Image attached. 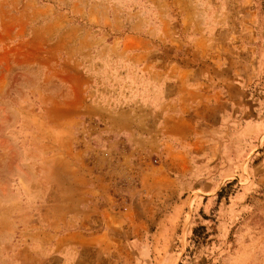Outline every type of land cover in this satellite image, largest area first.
I'll return each mask as SVG.
<instances>
[{
	"label": "rangeland",
	"instance_id": "rangeland-1",
	"mask_svg": "<svg viewBox=\"0 0 264 264\" xmlns=\"http://www.w3.org/2000/svg\"><path fill=\"white\" fill-rule=\"evenodd\" d=\"M0 264H264V0H0Z\"/></svg>",
	"mask_w": 264,
	"mask_h": 264
},
{
	"label": "crops",
	"instance_id": "crops-1",
	"mask_svg": "<svg viewBox=\"0 0 264 264\" xmlns=\"http://www.w3.org/2000/svg\"><path fill=\"white\" fill-rule=\"evenodd\" d=\"M94 197V196H93ZM92 198V197H91ZM93 202H95V198H92ZM105 229H96L95 231H90L87 229L83 224L77 227V229L69 232V233H51V238L54 239L51 241V244H53V251L50 252L51 254H55L58 252L60 249L64 247V245H67L69 243H76V244H81V245H87L90 244V237L91 234H97V235H103ZM88 232V233H87ZM95 237V238H99ZM99 240V239H98ZM98 244V243H97ZM64 249V248H63Z\"/></svg>",
	"mask_w": 264,
	"mask_h": 264
}]
</instances>
